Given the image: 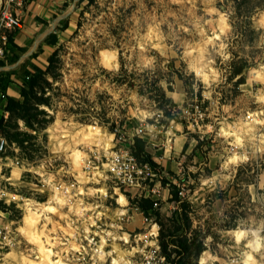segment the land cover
<instances>
[{
	"label": "rangeland",
	"instance_id": "1",
	"mask_svg": "<svg viewBox=\"0 0 264 264\" xmlns=\"http://www.w3.org/2000/svg\"><path fill=\"white\" fill-rule=\"evenodd\" d=\"M227 5L88 0L45 70L22 83L28 100H14L25 108L6 111L8 98L0 99L2 131L29 169L0 194V224L18 233L17 264H64L57 251L74 254L67 264H126L137 249L130 234L145 228L140 198L118 190L102 166L96 178H77L69 199L55 194V156L73 157L81 172L89 155L107 154L117 130L138 124L144 136L182 124L197 141L164 178L174 192L157 222L160 239L163 232L205 249L182 258L169 245L174 264H264V8L247 25ZM5 7L14 4L0 0V17ZM167 99L176 105L170 117L161 110ZM196 104L203 120L184 114ZM49 160L54 168L42 170ZM183 203L189 227L177 232Z\"/></svg>",
	"mask_w": 264,
	"mask_h": 264
},
{
	"label": "built area",
	"instance_id": "2",
	"mask_svg": "<svg viewBox=\"0 0 264 264\" xmlns=\"http://www.w3.org/2000/svg\"><path fill=\"white\" fill-rule=\"evenodd\" d=\"M27 0H8L9 4L23 5ZM22 28V21L14 13V8L11 10L5 7L0 17V57L4 56L6 48L10 41V35ZM183 113V110L180 112ZM193 113L196 120H203L205 113L202 108L196 104L194 112L192 109H185V115ZM94 130L97 127H93ZM143 124H138L134 130L132 137L123 129L117 130L114 134L113 146L105 149L107 154L101 157V154L95 152L83 160V167L81 172L74 168L73 157L59 158L55 156V194H63L64 197H71L74 193L77 178L80 176H92L96 178L100 172V166L104 167V171L116 180L118 190H131L137 194L139 198H148L153 202L154 209L160 208L164 199V192H170V184H164V178L167 177V172L163 167L156 163L151 164L147 161H141L135 154L133 145L134 138L142 137L146 134ZM133 139V140H132ZM15 144L11 143L2 131L0 124V194L5 193L3 185L7 187H14L15 174L19 175L21 179L25 173L29 171L25 164L20 161L19 150ZM109 155V156H108ZM102 158V159H101ZM59 159L62 164H58ZM60 165V170L63 173L60 175L57 170ZM54 168L52 160L47 161L42 165V170H51ZM96 170V171H95ZM82 174V175H81ZM69 180H62V179ZM58 179V181H57ZM171 194V192H170ZM62 195V196H63ZM179 198H184V189L179 191ZM15 201L14 199H12ZM11 200V201H12ZM144 220L145 228L138 233H131L130 238L134 235V241L137 244L136 251L127 256L126 264H173L168 257L163 253L160 243V226L156 217L146 215L140 207H137ZM18 233L11 225L0 224V264H17L16 258L18 247ZM127 243L129 242L126 241ZM79 260L86 259V248H80L77 252ZM72 252H67L66 257L64 253L57 251L55 257L56 261L67 264ZM124 264V261L112 260V263Z\"/></svg>",
	"mask_w": 264,
	"mask_h": 264
},
{
	"label": "crops",
	"instance_id": "3",
	"mask_svg": "<svg viewBox=\"0 0 264 264\" xmlns=\"http://www.w3.org/2000/svg\"><path fill=\"white\" fill-rule=\"evenodd\" d=\"M86 3L88 0H27L14 6L22 28L12 34L4 56L0 57V99L21 98L22 83L36 70H45L58 46L76 30L78 16ZM124 129L132 137L135 127L129 125ZM184 131L182 124H175L167 131L160 129L155 135L134 140L140 139L152 160L168 173L184 163L178 161L184 150L189 154L197 145L196 139ZM170 198V192L165 190L163 202Z\"/></svg>",
	"mask_w": 264,
	"mask_h": 264
},
{
	"label": "trees",
	"instance_id": "4",
	"mask_svg": "<svg viewBox=\"0 0 264 264\" xmlns=\"http://www.w3.org/2000/svg\"><path fill=\"white\" fill-rule=\"evenodd\" d=\"M227 3H233L232 6L227 5L229 10H232L235 12L236 17H242L245 19V22L247 25H250L249 20L252 18V16L254 15L255 11L257 10L258 7H263L264 8V0H226ZM12 40V34L10 35V41ZM55 54V53H54ZM53 57V56H52ZM51 57V58H52ZM52 59H50L51 62ZM242 74L241 71L237 72V75ZM30 77V76H29ZM36 78V76H34ZM33 79L31 84L29 85L30 89H33L34 85H35V80ZM22 92V96L25 100H28V92L25 88H22L21 90ZM163 99H165V94H163ZM167 102H171L169 101V99L166 100ZM7 106L5 108L6 111H12L14 110V105L16 106H20V109H24L26 105H20L18 104L19 102L15 101L12 98H8L7 99ZM168 103V104H169ZM167 105L163 106L161 108V110L164 111L165 115L170 117L172 114V110H174L176 108V105L174 103H170V107L167 108ZM24 111V110H23ZM20 117H25V115H22ZM6 136V135H5ZM133 149L134 152L136 154V156L141 160V161H147L150 162L153 165H156V163L152 160L151 155H149L144 148L143 142L141 140H139L138 138L136 140H134V145H133ZM165 183V182H164ZM173 190H172V194H173ZM179 193V192H177ZM177 193H174V195L177 196ZM179 195V194H178ZM176 201H181L178 200V198H176ZM139 207L140 209L148 216H154L156 217V219L158 220V218L161 217V214L159 212V209L155 210L154 206H153V202L148 199V198H140V202H139ZM182 210V214H180L181 218L183 220V226L182 227H177V232L180 229H184V231H186L189 227V218L187 216V212H186V204H182V206L179 208ZM167 239V240H166ZM160 243H161V247L163 250V253L168 257V259L174 264L173 260L171 259L170 255L168 254V247L169 245H173L175 247L174 249V253H176L177 256H181L182 258H184L186 255H188V257H191L193 255L192 250H194V255L197 257L199 254H201L204 251V247L202 245H196V242L193 241L192 244L190 245L188 243V240L186 239L185 241H179V238L176 237V235H165L162 232L161 235V239H160ZM176 243H179V246H175Z\"/></svg>",
	"mask_w": 264,
	"mask_h": 264
},
{
	"label": "bare ground",
	"instance_id": "5",
	"mask_svg": "<svg viewBox=\"0 0 264 264\" xmlns=\"http://www.w3.org/2000/svg\"><path fill=\"white\" fill-rule=\"evenodd\" d=\"M120 201H121V199H120ZM243 234H244V233L241 232V231H237V232H236V235H237L238 239L241 238ZM115 262H116V261H115Z\"/></svg>",
	"mask_w": 264,
	"mask_h": 264
}]
</instances>
